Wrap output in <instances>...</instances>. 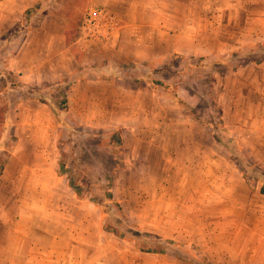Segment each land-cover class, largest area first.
Returning <instances> with one entry per match:
<instances>
[{"label": "rangeland", "instance_id": "374dc122", "mask_svg": "<svg viewBox=\"0 0 264 264\" xmlns=\"http://www.w3.org/2000/svg\"><path fill=\"white\" fill-rule=\"evenodd\" d=\"M9 1L0 264H264V0L157 48L120 35L154 0ZM92 8L111 41L84 33Z\"/></svg>", "mask_w": 264, "mask_h": 264}, {"label": "crops", "instance_id": "0c3cea01", "mask_svg": "<svg viewBox=\"0 0 264 264\" xmlns=\"http://www.w3.org/2000/svg\"><path fill=\"white\" fill-rule=\"evenodd\" d=\"M126 1V0H123ZM128 1V2H127ZM126 3L131 5L134 3L133 0H127ZM256 0H172L170 4L174 2V9L166 7L164 0H154L152 6L159 12L154 10L153 12L143 13L144 16L140 23L137 21L128 22V17L120 15V35L121 43L129 42L134 40L135 43H140V40H144L139 35L141 31H149L150 39L146 40L149 42L152 48L160 47V37H165L162 34L163 29H174L177 31H184L185 28L188 30L198 29L197 24L204 21L206 24L204 28H211L213 22H220L225 19L226 16L240 14L246 16L251 15V9L255 7ZM10 6L9 0L0 1V34L10 30L16 23V17L7 6ZM144 9L143 12H145ZM142 14V15H143ZM144 19V21H142ZM220 19V21H218ZM211 21V22H210ZM210 22V24H209ZM229 22L231 20L229 19ZM201 29V28H200ZM182 32L177 35H173L176 39H182ZM134 36L133 39L131 36ZM185 38V37H184ZM192 40V37L188 38ZM139 56V55H135Z\"/></svg>", "mask_w": 264, "mask_h": 264}, {"label": "built area", "instance_id": "2783aa9c", "mask_svg": "<svg viewBox=\"0 0 264 264\" xmlns=\"http://www.w3.org/2000/svg\"><path fill=\"white\" fill-rule=\"evenodd\" d=\"M82 29L89 40L108 42L117 32V21L108 10L92 8L85 16Z\"/></svg>", "mask_w": 264, "mask_h": 264}, {"label": "trees", "instance_id": "16d2710c", "mask_svg": "<svg viewBox=\"0 0 264 264\" xmlns=\"http://www.w3.org/2000/svg\"><path fill=\"white\" fill-rule=\"evenodd\" d=\"M62 105H63V108L64 109H67V101L66 100L63 101ZM117 141H120L119 138H117ZM59 168H60V172H64V166L61 163L59 164ZM1 173H2V169L0 170V174ZM68 187L75 193L76 196L80 197V195L82 194V189L80 187H78L77 184H75V182H73V180H70L69 181ZM261 194L264 195V188L261 190ZM108 197L110 198V200L113 201L112 195L110 193L108 194ZM91 203L98 205V203L95 202L94 198H92ZM115 205H116V207L118 209H121L120 206H119V204L115 203ZM105 231L112 232V233L115 234V230H113L110 227H106V230ZM148 253H163V252H162V250H160L159 252H151V251H149ZM201 260L204 263H206V264H212L205 257H202Z\"/></svg>", "mask_w": 264, "mask_h": 264}]
</instances>
